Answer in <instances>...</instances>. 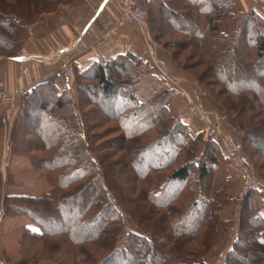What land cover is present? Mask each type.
<instances>
[{
  "label": "trees",
  "instance_id": "16d2710c",
  "mask_svg": "<svg viewBox=\"0 0 264 264\" xmlns=\"http://www.w3.org/2000/svg\"><path fill=\"white\" fill-rule=\"evenodd\" d=\"M73 1L15 0L17 14L12 7L5 16L0 10L1 56L17 57L28 27ZM233 2L173 0L161 4L148 23L150 38L170 51L173 62L196 80L234 131L242 133L240 141L246 152L253 146L264 156V15L249 9L237 21ZM247 30L253 37L243 44ZM169 32L184 35L187 43L179 46L169 40L171 43L161 45L159 41ZM172 45L176 49L170 50ZM186 45L198 52V63L210 64L213 85L238 101L228 105L236 111L235 118L203 84L205 76L176 59ZM70 69L80 110L91 106L92 111L98 108L101 113L93 125L86 123L85 112L79 116L73 109L66 92L58 91L57 73L24 91L18 101L11 128V135L17 136L10 137L11 151L28 152L35 172L50 186L38 196L3 194V216L24 214L38 227L21 232L18 264H208L205 256L220 227L225 229L227 224L220 219L222 204L229 203L228 199L219 203L214 194L220 191L208 184L209 168L218 163L220 154L212 133L203 138L202 133H192L187 124L174 118L169 110L173 89L148 63L130 53L98 59L83 72ZM91 90L97 94L88 95ZM1 108L0 97V130L5 121ZM36 115L43 122L32 125L33 130L29 128L18 147L19 124ZM79 117L86 124L82 126L87 131L85 137ZM107 122L115 123L121 132L117 140L121 155L106 143H93L101 133L92 135V130ZM54 124L63 133L60 145L52 133L43 132ZM37 138L43 146L30 143ZM107 148L110 151L104 152ZM222 151L229 162L223 145ZM148 155L153 160L146 162ZM110 167H118V175L131 174L126 184L116 173L111 174ZM260 177L264 178L262 173ZM88 191L94 193L89 200ZM73 201L78 205L71 214ZM263 207L262 190L251 189L243 195L238 230L222 264H250L248 259L257 264L259 255L260 264H264ZM56 219L65 221L63 229L49 228ZM48 238L51 242L42 244ZM35 241L40 242L41 250L30 254ZM190 242L196 243L198 250L189 247ZM22 252L29 253L25 256Z\"/></svg>",
  "mask_w": 264,
  "mask_h": 264
},
{
  "label": "crops",
  "instance_id": "0c3cea01",
  "mask_svg": "<svg viewBox=\"0 0 264 264\" xmlns=\"http://www.w3.org/2000/svg\"><path fill=\"white\" fill-rule=\"evenodd\" d=\"M172 1L145 0L148 20L143 24L145 28H142L141 33L135 24L116 27L120 10L114 0H74L53 13L42 15L29 26L20 54L11 59L0 58V97L5 111V121L0 131L2 145H6L5 137L16 118V106L21 93L55 73L58 74L55 84L59 86L64 65L83 72L98 59L110 60L125 53L148 63L155 75L166 80L173 89L170 113L187 124L192 133H202L204 136L212 133L221 148L227 136L240 139L241 134L228 128L226 122L221 120V112L203 94L196 80L173 62L170 51L151 41L148 23L156 7ZM222 30L225 32L224 24ZM227 177L231 191H239L241 182L233 171L230 170ZM237 208L232 207V214L224 210L222 220L230 222L228 228L233 222V227L219 264L224 261L238 230ZM260 214L264 218V207ZM224 232L222 237L225 236Z\"/></svg>",
  "mask_w": 264,
  "mask_h": 264
},
{
  "label": "rangeland",
  "instance_id": "374dc122",
  "mask_svg": "<svg viewBox=\"0 0 264 264\" xmlns=\"http://www.w3.org/2000/svg\"><path fill=\"white\" fill-rule=\"evenodd\" d=\"M14 1L15 0H7V2H5V3H0V10L3 12L4 16L8 13L7 9L10 7H12V9L14 11L17 10L16 8H13V5H15ZM34 1H37V0H34ZM239 5H242V6H240L242 10L239 9L240 8ZM249 9H254L257 12L264 15V0H238V2H237V0H234L232 11L236 15L237 18H240V21L242 20L245 13ZM15 13L17 14L18 12L15 11ZM1 21L2 20L0 19V22ZM144 26L145 25H142V26L136 25L135 27L141 33V30ZM5 29L9 31L8 28H5ZM246 32H247V35H246V38L244 39L243 44H248L253 37L252 31L247 30ZM169 40L174 42L175 44H177L179 46H180V44L187 43V41H186L187 39L185 38L184 35H179L175 32H169V34L164 39H161L159 41V43L161 45L165 44L167 41L169 43L170 42ZM169 49L174 50L176 48L172 45V47L170 46ZM183 49H184V51L180 52V54H177V56H176L177 57L176 59L179 61V63H186L190 67L192 72L196 71V73L199 72L200 75L205 76V77H203V84L212 93V95L216 98V100L226 109V112L228 113V115H231V118H235L237 115L236 111H232L231 109H229L228 105L229 104L234 105L238 101L234 98L229 97L226 93H223L221 88L215 87L213 85L212 81H214V80L210 77L211 72L209 71L210 64L205 63V62L204 63H198L197 61H198V57L200 55L198 54L197 51L194 50L193 47H189L186 45V47H183ZM1 51H2V49H0V58L3 57V56H1V54H2ZM249 51H250V49H249ZM194 63H195V66L193 67ZM56 82H57V80L55 81V83ZM58 82H59V86L56 85L58 91L66 92L70 96V100H71L73 109L77 113H79V116H81L80 115L81 111L85 112L86 116H87V122L86 123L89 125H93V119H95V117L99 118L101 113H100L98 108H96V110L94 109L93 110L94 112H93L91 110L92 109L91 106H87V107L83 106V107H81V110H80V107L78 106L77 90L74 87V78H71L72 87H71L70 91L65 90L62 86V74H61V78L59 79ZM84 83H86L87 85L88 84L91 85V82H89L88 80H84ZM87 93L90 96L94 95V93H95V95L97 94L96 92H93V90L87 91ZM87 93H83L82 97L86 98ZM203 94L205 95L206 93L203 91ZM20 97H21V95H19L18 99H20ZM257 106H258V104H257ZM16 108H17V113H18L19 106L17 105ZM1 109H2L1 111L5 113V111L3 110L4 107ZM93 113H95V114H93ZM262 115H264V113H262ZM220 116H221V120L226 122V125H228L227 127L234 131V129L228 124L226 117L222 113ZM104 118H105V116L103 117V119ZM79 119H80L79 122L81 124V131H82L81 133L85 137V135L87 136V131L85 130V132H84V129L82 127V126H84L85 123H83V121L81 120V117H79ZM43 120L44 119H40L36 115L31 120L28 119L26 122L24 121L21 124H19L18 130L16 131L19 134V136L17 137L16 145H18V147H19L20 146L19 141H21V139H24L27 137V131H29V128H32V130H33L32 125H34L36 123H41V122H43ZM57 120L59 122V119H57ZM55 125L56 124H54L53 126H48L47 128H45L43 130V132L45 134L46 133H48V134L52 133V135H53L52 138L55 137L54 140H56L58 145H60L61 144L60 139H61V135L63 133H62V130L59 127H56ZM11 131L12 130H10L8 133V136L5 137L6 145H4V146L2 145V139H1V135H0V171H1V176H2L1 180H0V212H1V214H0V264H18L20 259L22 258V255L19 254L20 244H18V241H19L20 237L22 236L21 232L25 228L26 229L28 228L29 230H38L37 225L27 215H24V214H14L11 216H3L2 215L4 192H6L7 194H15V195L38 196V195H41V194L48 192L50 189V186L46 182L45 178L43 176H41L39 173L37 174L35 172L34 167L32 165L33 162L31 164V161L28 158V154H29L28 152L23 151V150H19V151H15V152L11 151V148H10L11 147V144H10L11 141H9L10 137L12 136ZM235 132L240 133L242 136L241 132H237V131H235ZM95 133L96 134L101 133V136H99L98 140L93 142V143H96V144L106 143L108 146H112L114 148V150H117L118 145H119L117 140L121 136V132L116 128L115 123L107 122L103 125H100L98 128H95L92 130V135H94ZM15 136H17V135H13L11 138H13ZM201 137L205 138L204 135H202ZM227 139L233 140L235 142L238 141L242 145L240 139H234V138H232V136L231 137L227 136L223 140V143ZM27 141L29 142V140H27ZM35 141L33 140L30 143H34V145L37 144V146L38 145L43 146L42 142L39 141L38 138ZM217 145L219 146L218 142H217ZM24 146L25 145H23V146L21 145L22 148H24ZM248 148H249L248 149L249 151L246 152V150L242 146V155L244 156L247 165L249 166L250 170L252 171L251 172L252 176L264 188V178L260 177V173H262L263 177H264V156L258 155L256 153L255 149L253 148V146L252 147L248 146ZM219 149H220V151H219L220 154L217 155L218 163L216 165L211 166V168H209L210 174H209V178H208V184L210 185V188H212V190L220 191L219 195L215 196V194H214V197L217 198L219 203H222V202L224 203V201L226 199L229 200L228 204H224V205L222 204L221 211L219 214L221 221H224V220H222L224 210H228V212L230 214H232L234 211V210H232V207L237 206L238 207L237 212H238L239 203H240V200L243 198V195H241L242 185L240 186V188H238V189H240L239 190L240 192L238 190L236 192L231 191V187L228 183L229 179H227L229 171L230 170L233 171V174H235V176L238 179H239V176H238L237 172L233 169V167L231 169L229 162L225 159V157L223 155V151H222L221 146H219ZM107 150H108V148L106 150H104V152ZM108 151H110V150H108ZM201 151H202V144H200V146H199V152H201ZM118 153H119V155H121V152L118 151ZM150 156L151 155L145 156L146 162L148 161V159H150L151 161L153 160V158H150ZM118 157L119 156H117L113 159L117 160ZM110 168H111L110 169L111 174L116 173L117 178L120 181H122L123 184H126V182H127L126 177H128L131 174H126V177H125V175H122V174L118 175V173H117V170L119 169L118 167H116L117 170L115 168H112V167H110ZM194 175H196V172H194L193 176ZM5 180H6V183H5ZM239 181H240V179H239ZM87 194L88 195L86 196V198H88V200L94 196V193H90V191H88ZM227 196H228V198H227ZM73 202H74V205L69 206L71 214L74 212V210L76 209V207L78 205L77 201H73ZM236 221H238V218L236 219ZM226 223L227 224H226L225 229L220 227L218 233L216 234V236L214 238L211 250L205 256L206 262L208 264H219V262L223 258V254H224V252H225V250L229 244V238H230L229 233L231 232V227H233V222L231 223L230 228L227 227L230 222L226 221ZM65 225H66L65 221L61 220V222H60V220L56 219V221H53L50 224L49 228L50 229H59V228L63 229L65 227ZM223 232L225 233L224 237H222ZM52 241H56V239L52 240ZM45 242L47 244L48 242H51V240H49V238H48L45 241H43L42 244H45ZM33 244H35V245L30 250V254H31V252H34V251L37 252V249L41 250L40 242L35 241ZM189 247H192L195 250L196 249L198 250V248H197L198 246L194 242H190ZM39 251H38V253H39ZM28 253L29 252H26L23 254L25 256H27ZM48 257L51 258L50 256H48ZM259 257L260 258H259L257 264H260V262H261L262 256L259 255ZM252 261H253L252 259H248V263L251 264Z\"/></svg>",
  "mask_w": 264,
  "mask_h": 264
},
{
  "label": "built area",
  "instance_id": "2783aa9c",
  "mask_svg": "<svg viewBox=\"0 0 264 264\" xmlns=\"http://www.w3.org/2000/svg\"><path fill=\"white\" fill-rule=\"evenodd\" d=\"M114 2L120 10V16L116 23V27L129 24L142 26L146 22L147 12L144 7L145 0H114ZM71 76L70 66L64 65L62 71V86L67 91H70L72 87ZM223 149L231 166L237 172L241 181V195H244L251 189H260L264 192V188L252 176V171L242 155V145L240 142L227 139L223 143Z\"/></svg>",
  "mask_w": 264,
  "mask_h": 264
}]
</instances>
